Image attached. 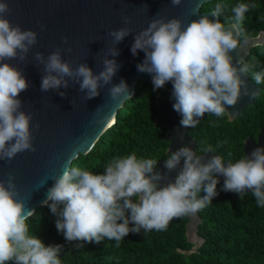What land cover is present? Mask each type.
I'll use <instances>...</instances> for the list:
<instances>
[{"label":"clouds","instance_id":"clouds-1","mask_svg":"<svg viewBox=\"0 0 264 264\" xmlns=\"http://www.w3.org/2000/svg\"><path fill=\"white\" fill-rule=\"evenodd\" d=\"M181 2L171 0L173 6ZM226 7L216 3L211 12L217 19L210 20L204 15L186 25L178 17L159 16L135 33L131 52L145 53L137 70L151 74L154 90L171 82L173 108L182 115L180 123L184 127L194 128L206 113L218 118L230 115L228 109L235 108L242 97L256 96L257 92L242 78L249 75L250 66L243 59L233 63L230 54L239 47L241 38L247 42L242 25L245 14L255 5L236 4L231 8L233 15L229 22L221 23L218 17ZM10 12L6 0L0 2V160L8 162L18 153L37 150L33 143L32 113L23 110L18 98L29 84L22 70L8 62L27 59L37 43V32L13 25L7 18ZM124 23H131V17L125 16ZM130 33L132 29L127 26L108 33L113 46L107 49L98 74L86 63L73 67L62 58V48L47 56L35 52L34 59L43 65L41 91L66 89L71 81L86 93L85 100L97 97L107 85L113 101L131 98L125 80L111 83L120 67L115 59L119 55L116 45ZM67 42L65 36L63 43ZM251 78L257 85L264 83V71L252 73ZM59 95L63 97L66 93L59 91ZM113 116L114 113L105 115L99 123ZM35 127L38 129L39 124ZM182 158L183 167L175 181L161 184L167 176L153 171L156 159H139L135 153L115 157L106 163L102 174H95L73 166V160L78 159L76 152L61 174L49 178L54 184L42 203L58 217L56 228L66 241L99 243L107 239L115 240L116 246L129 232L163 231L173 218L195 214L208 206L218 194L217 174L224 177V191L235 192L243 199L246 191L251 190L258 206L264 208V148L257 147L250 156L225 166L219 155L204 162L202 155L183 146L168 154L165 168L171 172ZM202 191L205 195L200 196ZM19 196L13 173L8 174L6 181L0 179V264L13 260L15 264H62L59 258L62 245L46 246L36 235L29 234L27 222L35 212ZM130 223L134 226L129 227ZM76 247H83V243H77Z\"/></svg>","mask_w":264,"mask_h":264},{"label":"water","instance_id":"water-1","mask_svg":"<svg viewBox=\"0 0 264 264\" xmlns=\"http://www.w3.org/2000/svg\"><path fill=\"white\" fill-rule=\"evenodd\" d=\"M209 1L212 0H205L204 3L203 0H182L179 6H173L171 0H6L11 8L7 15L11 23L37 32V43L29 51L27 59L24 62L18 59L8 61L22 70L29 84L28 89L22 91L18 98L22 101L23 110L32 113L33 143L37 150L18 153L11 162L0 160V179L6 181L9 173L15 175L20 192L18 198L27 202L29 210L35 211L37 207L44 205L42 202L46 199V193L54 184L49 178L61 174L67 160L76 152L78 155L89 152L100 135L116 122L118 110L130 99L124 100L122 97L113 101L108 93L110 85H107L100 89L97 97L85 100L86 93L79 90V84L71 81L66 89L62 87L59 90L42 92L43 65L34 59L35 52L39 51L47 56L57 48H62V58L71 62L73 67L86 63L98 74L103 68L102 61L107 49L113 46L112 37L108 33L127 26L132 29V33L116 45L119 55L115 59L120 67L111 83L114 85L121 79L125 80L132 98L138 82L153 84L151 74L137 70V65L143 62L145 53L138 50L136 55L132 54L135 33L146 28L153 18L159 16L165 19L178 17L184 25L204 15L215 20L217 17L212 15L211 10H201ZM200 4L199 12H196L195 9ZM125 16L131 17V23L125 25ZM41 25L44 26L43 29ZM65 36L68 37L66 44L63 43ZM263 40L264 31L258 36L248 38L247 42L241 41L239 47L230 53L234 58L233 63L241 59L245 62L251 47L263 44ZM242 78L258 93L259 87L252 84L248 76ZM59 91H64L66 95L61 97ZM172 91L173 88L157 101L159 113L155 118L156 123H163L168 128L165 136L168 142L167 154L183 146L196 151V141L188 133L190 127L181 125L182 115L173 108L175 101ZM254 99L252 96L242 97L235 108H229L231 120L239 117L242 110L252 104ZM112 113L114 116L111 119L103 124L99 123L102 117ZM37 123L38 129L35 127ZM257 147L264 148V128L256 141L253 138L244 141L243 152L250 156ZM200 155L207 162L217 154L206 150ZM183 161L184 158L176 169L169 172L164 166L165 161L161 160L153 170L166 174L167 179L160 183L174 182L183 167ZM227 163L224 161L225 166ZM45 180L47 182L41 186ZM246 193L252 194V191L247 190ZM187 217L186 237L193 246L190 251L184 252L189 253L198 249L203 238L198 232L202 223L199 211Z\"/></svg>","mask_w":264,"mask_h":264},{"label":"trees","instance_id":"trees-1","mask_svg":"<svg viewBox=\"0 0 264 264\" xmlns=\"http://www.w3.org/2000/svg\"><path fill=\"white\" fill-rule=\"evenodd\" d=\"M216 3L227 6L218 17L221 23L229 22L233 15L231 8L236 4H254L255 7L245 14L242 27L247 37L264 31V0H212L201 10H212ZM246 63L250 71H264V43L252 49ZM260 87L255 104H262L261 109H264V83ZM171 88V82L155 90L151 83L138 82L133 97L118 110L116 122L100 135L89 152L80 153L78 159L73 160V166L102 174L106 163L113 158L133 153L139 159H156L157 165L165 161L168 128L156 123L155 118L159 113L157 101ZM255 117L261 114L250 115L245 121ZM223 119L206 113L194 128L190 127L189 135L197 142L198 155L210 148L223 160L235 162L245 156L243 140L246 134L253 132L235 125L220 128ZM218 179V194L199 211L202 223L198 232L203 243L189 253L184 252L193 246L186 237L187 215L173 218L163 231L129 232L116 246L115 240L107 239L99 243L66 241L56 228L58 217L47 205H42L27 222L29 234L36 235L46 246L62 245L59 254L62 264H264V208L258 206L250 193L241 199L235 192L224 191V180ZM199 195L205 193L202 191ZM133 226L130 223L129 227ZM77 243H83V247H76ZM6 264H15V261Z\"/></svg>","mask_w":264,"mask_h":264},{"label":"flooded vegetation","instance_id":"flooded-vegetation-1","mask_svg":"<svg viewBox=\"0 0 264 264\" xmlns=\"http://www.w3.org/2000/svg\"><path fill=\"white\" fill-rule=\"evenodd\" d=\"M260 32H263V31H260ZM260 32L255 36H258L260 34ZM255 36H251V37H255ZM248 38H250V37H248ZM241 41H243V38L241 39ZM263 42H264V40H263ZM254 47H256V46L251 47L250 53ZM250 53H249V55H250ZM249 55L247 56V58L249 57ZM247 58H246V61H247ZM246 61H245V63H246ZM252 73H254V71H252V70L249 71V75H247V76H248V78L252 84L259 87V91H258L257 95L255 96L254 102L252 104L248 105L247 107H245L242 110L241 115L239 117L233 119V120H231L229 115L226 114L224 116V119L222 120V123L220 124L221 125L220 128H223L225 126H229V128H231L230 125H235V127L243 128V129H249L250 132H253V133L246 134V136L244 137L242 151L244 148V141L247 138H253L256 141L258 138V134L260 133L261 129L264 128V109H261L262 104L260 106L255 104V102H256L259 94H260L261 87H260V85L255 84V82L252 80V78H251ZM263 107H264V105H263ZM248 114H250V115L254 114L256 116L261 114V117H255V118L248 119L245 121V119L250 116V115L248 116ZM227 122H231V123H227ZM232 122H234V123H232ZM189 130H190V128H189ZM196 144H197V142H196ZM209 149L210 148H208L207 150H209ZM211 152L217 154L215 151L211 150ZM244 155H245V153H244ZM224 161L229 162L227 160H224ZM222 177L223 176L218 177V178H220V180H224L223 179L224 177L223 178Z\"/></svg>","mask_w":264,"mask_h":264}]
</instances>
